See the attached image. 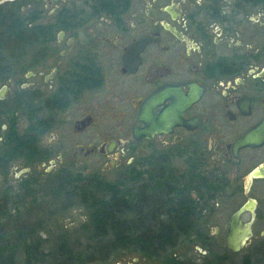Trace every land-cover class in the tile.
Here are the masks:
<instances>
[{"label":"flooded vegetation","instance_id":"af4514ba","mask_svg":"<svg viewBox=\"0 0 264 264\" xmlns=\"http://www.w3.org/2000/svg\"><path fill=\"white\" fill-rule=\"evenodd\" d=\"M1 4L0 178L128 192L113 247L20 217L14 264H264V0Z\"/></svg>","mask_w":264,"mask_h":264},{"label":"trees","instance_id":"16d2710c","mask_svg":"<svg viewBox=\"0 0 264 264\" xmlns=\"http://www.w3.org/2000/svg\"><path fill=\"white\" fill-rule=\"evenodd\" d=\"M1 8V6H0ZM11 36L8 37V39ZM14 38V37H13ZM40 161L47 159L40 153ZM8 161V159H7ZM64 185L67 187L61 188ZM58 189L51 192L61 193L59 194L60 199L73 198L78 201H83V207L86 209L88 221L83 224V232H88L90 239L87 246H98V247H113L114 233H123L128 231V223L116 220L117 209L123 214V207L117 206V201H127L128 192L122 190L121 192L115 191L111 184L103 183L94 174L84 175L83 174V186L81 185V178L79 175H72L65 177L59 184ZM36 190H25L24 195L32 194ZM119 194L122 196L119 199ZM8 195H5V199L0 205V227H4L2 222V214L7 210L6 206L9 203ZM74 200H68L69 203ZM53 201H51L52 203ZM12 218V215L10 214ZM15 219H20L16 217ZM33 232V231H32ZM31 233L22 235L19 228L15 229L14 239H11L9 234L6 235L1 233L0 228V264H14L15 250L21 247V243L24 248H28L29 252L31 247L36 245L34 238ZM113 234V235H112ZM120 242L128 241L127 238L120 237ZM144 246V245H143ZM61 249L69 248V246L63 243ZM10 255H5V252H10ZM58 263V262H55Z\"/></svg>","mask_w":264,"mask_h":264},{"label":"rangeland","instance_id":"374dc122","mask_svg":"<svg viewBox=\"0 0 264 264\" xmlns=\"http://www.w3.org/2000/svg\"><path fill=\"white\" fill-rule=\"evenodd\" d=\"M3 4L0 6L2 7ZM72 141L70 142L69 146L71 147ZM102 162L100 159H97L96 157H89L85 160H83V172L85 171L86 174H91L93 172L98 171L101 169ZM43 166V165H42ZM80 165H78L79 167ZM45 169L50 168L47 164L43 166ZM16 171V170H15ZM30 176V175H29ZM112 178V175L110 176ZM109 178V179H111ZM25 178L20 179L16 178L14 174H7L3 175L0 178V205H2V201L5 199V195H8V201L9 203L7 204V210L2 214V222L4 223V227L1 228V233L4 235L9 234L11 239H14V232L15 229L19 226V223L22 221L20 219H15L16 217H26V216H31L34 218H41V219H46L47 223L49 221L51 222H59L58 224L60 225V228L57 226L55 228H58L57 230L55 229V234L58 233H63V234H70L72 230L75 227H78L81 225V223H86L88 221V216L86 209L83 207V210L81 208H76L79 206L78 204H74L75 207H73L72 210H69L68 213L63 214V208H61L62 204L68 202V200H77L71 198H65V199H60L59 194L61 193H56V192H51L52 187L49 186H42L46 185V181L51 180L52 182H55V177L54 176H46V175H40V180L39 184L40 186V191L36 190L32 194H27L26 196L23 195L24 191L19 192L17 190V185L20 183H25ZM48 184H51L48 183ZM58 189V188H56ZM32 200H38L40 203V207L38 204H33L31 205ZM51 201H53L51 203ZM26 203L29 204L26 205ZM25 205V206H24ZM36 207H30V206H35ZM68 206H71L72 204L68 203ZM24 206V207H22ZM40 207V208H39ZM54 209H58L57 213H53ZM63 209V210H62ZM10 214L12 215V218L10 217ZM54 215V216H52ZM57 216V219H55ZM34 221V220H33ZM87 235L88 232H83V242H87ZM83 243V247H84ZM21 258V257H20ZM22 262V260L20 261Z\"/></svg>","mask_w":264,"mask_h":264},{"label":"water","instance_id":"95a60500","mask_svg":"<svg viewBox=\"0 0 264 264\" xmlns=\"http://www.w3.org/2000/svg\"><path fill=\"white\" fill-rule=\"evenodd\" d=\"M4 1H7V0H0V3L4 2ZM236 244L237 243H236V241L234 243V240L233 241H229V246H231L232 249H236V248H238L240 246L239 243L237 245Z\"/></svg>","mask_w":264,"mask_h":264}]
</instances>
